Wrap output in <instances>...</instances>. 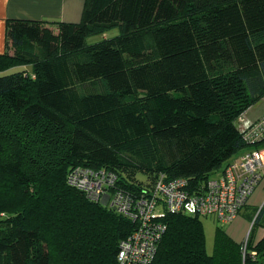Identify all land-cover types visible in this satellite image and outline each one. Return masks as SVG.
Masks as SVG:
<instances>
[{
  "label": "trees",
  "instance_id": "1",
  "mask_svg": "<svg viewBox=\"0 0 264 264\" xmlns=\"http://www.w3.org/2000/svg\"><path fill=\"white\" fill-rule=\"evenodd\" d=\"M263 96L264 0H84L78 22L7 18L0 264H118L136 221L89 199L71 169L109 172L134 199L160 174L196 189L249 146L237 123ZM199 217L164 212L150 264H264V203L244 248L217 230L208 254Z\"/></svg>",
  "mask_w": 264,
  "mask_h": 264
},
{
  "label": "built area",
  "instance_id": "2",
  "mask_svg": "<svg viewBox=\"0 0 264 264\" xmlns=\"http://www.w3.org/2000/svg\"><path fill=\"white\" fill-rule=\"evenodd\" d=\"M242 136L249 146L196 189L189 188L185 179L166 181L160 174L149 195L134 199L112 189L115 176L106 171L78 166L71 169L67 179L89 199L136 221L135 230L119 242L118 264H150L165 231V225L158 220L164 212L213 216L221 222H231L264 180V113L244 128Z\"/></svg>",
  "mask_w": 264,
  "mask_h": 264
},
{
  "label": "crops",
  "instance_id": "3",
  "mask_svg": "<svg viewBox=\"0 0 264 264\" xmlns=\"http://www.w3.org/2000/svg\"><path fill=\"white\" fill-rule=\"evenodd\" d=\"M84 0H0V52L5 48V20L7 18H26L46 21L78 22L81 17ZM28 68L21 66L16 69ZM260 99L250 106L243 114V121L237 125L240 130L264 113V102ZM264 203V180L257 185L250 195L247 205L243 207L234 219L243 224L247 230L248 221L245 216ZM246 219V220H245ZM247 224V225H246Z\"/></svg>",
  "mask_w": 264,
  "mask_h": 264
},
{
  "label": "rangeland",
  "instance_id": "4",
  "mask_svg": "<svg viewBox=\"0 0 264 264\" xmlns=\"http://www.w3.org/2000/svg\"><path fill=\"white\" fill-rule=\"evenodd\" d=\"M118 33H119V28L117 26L104 28L100 31L89 34L86 38V42L87 44H90V43L99 41L103 38L113 37L117 35ZM15 65L16 64H12L11 69L12 68L16 69L17 67ZM263 102L264 101H262L261 104H263ZM15 126L18 128V125H15ZM40 129L43 130V127H40ZM162 152H163L162 153L163 155H161L162 157H165V155H169L167 148H165V150ZM138 178L140 180H144L145 176L142 174H138ZM245 205H247V202ZM1 215H3V212H0V216ZM199 219L202 223V227L204 231V242H205L204 245H205V250L208 254H213L214 252V243H215L217 230L224 231L234 241H237L240 244L243 243V248H244V243L247 240L248 232L250 231V228L252 227V221H249V220H247L248 225L246 224L248 229L243 232L245 226L243 224L239 225L237 223V220H233L231 222H221L217 220L216 218H214L213 216H206V217L202 216V217H199ZM263 237H264V228L262 226H256L253 231L254 242L257 241V243H259L260 245L264 244ZM54 255H55L54 257H58L57 251H54Z\"/></svg>",
  "mask_w": 264,
  "mask_h": 264
}]
</instances>
